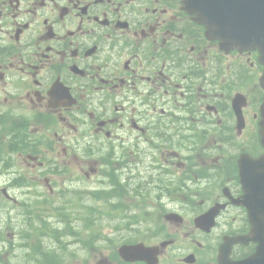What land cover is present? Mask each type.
Instances as JSON below:
<instances>
[{"label": "flooded vegetation", "instance_id": "obj_1", "mask_svg": "<svg viewBox=\"0 0 264 264\" xmlns=\"http://www.w3.org/2000/svg\"><path fill=\"white\" fill-rule=\"evenodd\" d=\"M259 57L255 48L222 49L183 0H0L5 160L50 169L60 141L85 184L106 177L120 213L110 247L90 252L94 264H149L118 254L121 244L139 242L158 247L155 264H220L225 236L264 233ZM242 158L252 175L248 206ZM43 176L49 195L62 191ZM14 179L0 193H22ZM160 206L158 222L138 213ZM211 208L214 227L205 232L195 219ZM257 245L236 244L230 257Z\"/></svg>", "mask_w": 264, "mask_h": 264}, {"label": "rangeland", "instance_id": "obj_2", "mask_svg": "<svg viewBox=\"0 0 264 264\" xmlns=\"http://www.w3.org/2000/svg\"><path fill=\"white\" fill-rule=\"evenodd\" d=\"M35 124H36L35 122L31 123L32 126ZM28 128L29 127H27V131L29 132ZM31 135L37 138L34 132H32ZM47 140L48 138L44 139V141H47ZM52 140H54V138ZM58 142L56 143L57 145H59V147L56 150L54 148L53 151H54V155L56 159V164L61 168L62 173L57 174L58 178L56 179L57 176H55L54 179H56V182L58 183L59 186L68 188L69 191L75 190V189H79V190H77L75 193H72V191L71 192L67 191L68 193H65L64 195L59 194L58 196L60 198L57 201L60 203L58 204H56L54 195L49 197L47 201H41V200L37 201L39 200L38 197L40 196H36V194H29V198H28L29 200L27 201H25L27 197H24L23 195L22 196L14 195L16 196L17 199H19L16 203L6 201L3 198H1L0 199V231L2 232L3 236L5 237L7 241H4V242L0 241V249L8 250V246L10 244L11 246H13L15 245V243H19L21 241V237L17 235V230L19 229V226L22 227L23 223L26 221V217L24 213L27 210H32L33 212H36V214L40 213L42 215V219H41L42 221L46 222V220H48L49 222L53 223L55 228H50L47 230L55 231V229L58 228L59 231L61 232L60 233L61 240L63 239L72 240L71 237H63V235H67L66 231H68L71 228V225L70 224L67 225L65 229L63 230V224L57 221L55 212L52 209L48 210V208L50 207L52 203L55 204L56 207L60 208L59 215L62 214L64 215V217H66L64 222H67V223L72 222L73 225H75V229H78V227L82 224V221H76V219L74 218L75 214H78V212H81L83 210L82 205L86 204V205L94 207L96 210L95 212H92V214L93 215L98 214L99 218L98 220L94 222L93 230H91V233L99 235L98 238L100 236L103 238L107 236L108 229H109L110 213L108 214L107 211H104L105 209H104V206L100 204L101 202L94 203L91 198L92 195L88 194L89 191L94 189L93 175L89 179H87L89 181L87 183L88 189L87 188L82 189L76 183L69 182L72 180L74 176L73 175L74 171L72 170V168L75 165L72 166L73 161H72L71 155H68L66 158L64 157V152L62 151V147L60 146V143ZM67 148H70V146L67 145ZM18 166L21 167L23 170L26 168L25 165L23 164L20 165L18 164V162H16L13 169H18ZM24 171H21V172H24ZM160 177L161 175L159 176V182H160ZM4 181L5 179H0V184H2ZM32 186L35 187V186H38V184L33 183ZM87 190L88 192L84 193ZM44 192L46 193V189H44ZM47 196H50V195H47ZM145 196L146 194L143 193V197ZM41 197H43L44 199V195H41ZM73 199H74L73 206L68 207V205L64 202V200L69 201ZM141 202L144 204L145 200L142 199ZM72 211H73V219H71ZM138 213L140 214L142 218L152 217L153 220L158 222V214L165 213V209H163L162 206H160L159 209L158 208H156L155 210L147 209L142 212L138 211ZM45 215H46V219L44 220ZM161 226L162 225H160V227ZM140 228L146 229L147 227L142 226ZM89 235H90L89 232H85L84 230L77 231L75 235L77 240L71 242L68 245L64 244L66 246L64 249L61 247V243L56 242V244L54 245V243L51 242L50 237H46L45 239L49 238L50 243L49 241H46V245L48 244H50V246L54 245L53 250L57 254L62 256V259H63L62 264H88L89 261H90V264H94L91 260L92 257L90 255V252L94 250L98 252H102L104 249H108V247H110V243H108V241H99L96 239L94 241H91L89 238L90 237ZM80 237L81 239H78ZM45 239L42 237L41 242H40L41 246H42V241H44ZM78 240L79 242H77ZM33 244L36 245V244H39V242L34 240L32 241V245ZM118 245L119 243H116L115 241L111 244V248L114 246L117 248ZM27 246L28 247L31 246L30 241L27 243ZM81 246H85L87 247V249L84 250ZM45 249L48 250L46 246H45ZM11 254H12L11 256L7 257V254L5 253L3 255L4 260L10 264H19L17 263L18 262L17 260L18 258L23 257V253L19 249L15 248V250L12 251ZM1 261L3 264H6L3 260Z\"/></svg>", "mask_w": 264, "mask_h": 264}, {"label": "water", "instance_id": "obj_3", "mask_svg": "<svg viewBox=\"0 0 264 264\" xmlns=\"http://www.w3.org/2000/svg\"><path fill=\"white\" fill-rule=\"evenodd\" d=\"M183 3L185 10L195 14V19L206 25L207 35L220 40L221 47H257L261 52L260 60L264 63V0H183ZM261 83L264 84V75ZM235 100H242V97L237 96ZM241 103H233L238 115L240 114ZM262 110L264 113V103ZM261 133L264 137V120L262 121ZM259 163L264 164V157L260 159ZM240 176L245 185L246 193H248L247 182L251 180V172L244 168ZM212 215L213 212L210 213V216ZM203 220L199 219V223ZM261 250L264 251V242ZM146 252L147 249H143L141 246L122 247L120 249L121 256L130 260L147 259L149 254ZM263 256L264 252H260L234 263L225 257L224 262L225 264H264Z\"/></svg>", "mask_w": 264, "mask_h": 264}, {"label": "trees", "instance_id": "obj_4", "mask_svg": "<svg viewBox=\"0 0 264 264\" xmlns=\"http://www.w3.org/2000/svg\"><path fill=\"white\" fill-rule=\"evenodd\" d=\"M47 228L46 226L44 227H39L36 224H32L30 226V237L35 238L36 240H39L40 242V238L43 237L45 234H47ZM40 248V244L38 245V249H34L32 250V252L30 253L29 251H27L26 257H21L18 258V262L19 264H58V258L57 255L53 252V251H43Z\"/></svg>", "mask_w": 264, "mask_h": 264}]
</instances>
